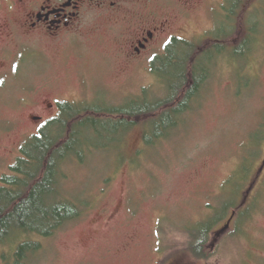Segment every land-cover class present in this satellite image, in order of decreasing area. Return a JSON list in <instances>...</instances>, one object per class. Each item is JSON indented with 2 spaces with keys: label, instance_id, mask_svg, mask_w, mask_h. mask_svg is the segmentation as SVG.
<instances>
[{
  "label": "rangeland",
  "instance_id": "1",
  "mask_svg": "<svg viewBox=\"0 0 264 264\" xmlns=\"http://www.w3.org/2000/svg\"><path fill=\"white\" fill-rule=\"evenodd\" d=\"M176 1L188 6L172 10L178 19L169 36L199 45L223 41L221 47L227 49L209 54L205 69L211 67L212 78L194 109L159 145L148 146L145 139H152L156 125L165 124L168 116L156 118L147 129L97 141L107 149L93 152L84 162H70L64 169L69 178L66 196L74 203H90L85 216L52 239L21 237L0 247V264H16L17 249L30 242L40 243L43 251L27 264H167L171 257L170 264H264V0L244 7L235 39L227 45L223 35L232 26L227 0ZM24 15L17 12L18 18ZM253 17L257 25H247ZM141 24L143 20L126 14L104 20L95 10L87 12L82 36L72 40L70 49L48 42L42 48L38 41L21 44L23 73L11 80L4 95L10 108H18L32 94L28 100L34 104L3 112L8 123L0 121V188L24 145L38 135L32 122L35 103H102L118 110L136 101L170 97L169 84L153 75L154 62L165 56L163 41L153 45L157 53H145L138 61L131 58L138 31L150 27ZM246 37L251 45L245 55H237ZM115 138L122 142H111ZM241 186L248 187L243 197ZM257 200L261 203L255 206ZM235 202L245 212L239 216L229 211L227 217ZM240 217L246 224L235 237ZM217 222L210 259L197 260L188 252L187 233Z\"/></svg>",
  "mask_w": 264,
  "mask_h": 264
},
{
  "label": "trees",
  "instance_id": "2",
  "mask_svg": "<svg viewBox=\"0 0 264 264\" xmlns=\"http://www.w3.org/2000/svg\"><path fill=\"white\" fill-rule=\"evenodd\" d=\"M252 1L254 0H227L226 14L233 27L225 28V45L235 39L237 19L241 18L244 7ZM256 18L249 19L247 25H257ZM220 43L224 44L223 41ZM222 45L178 41L168 46L165 56L157 58L153 64V75L169 84L171 95L165 100L153 102L145 99L118 110L106 108L102 104L63 106L61 117L48 123L38 136L24 145L20 159L11 168V175L3 179L0 188V247L16 242L21 237L52 239L67 226L80 221L90 203L78 204L68 199L66 187L69 178L64 169L70 162L73 165L76 161L84 162L86 156L93 152L107 149L96 145L97 141H103L112 135L123 136L139 127L147 129L150 125L154 126L153 120L161 116H164L163 119L168 116L166 123L156 125L152 139H145L146 144L154 147L155 144L169 140L171 132L176 129L178 131L180 119L194 109L205 85L212 78V69H205V62L207 58L210 61L209 54L215 50L226 52L227 49ZM240 45L236 54L245 55L244 51H248L251 42L246 37ZM163 63L168 64L167 70L160 68ZM114 118L119 121L117 124L113 122ZM112 123L115 126L109 127ZM115 139L116 141L111 142H122L120 138ZM247 189L248 187H238L239 194L243 197ZM249 195L250 193L243 200V207L248 204ZM260 203L257 200L255 206ZM229 211H236L239 216L245 212L243 208H239L238 202L229 206L227 217ZM226 220L228 219L223 224ZM218 223L187 233L191 239L188 252L197 260L210 259L208 250ZM245 224L240 217L235 237L242 232ZM42 251L40 243L23 244L17 249L14 262L27 264L31 256H37ZM161 254L164 255V251ZM173 259L171 257L167 264L172 263Z\"/></svg>",
  "mask_w": 264,
  "mask_h": 264
},
{
  "label": "flooded vegetation",
  "instance_id": "3",
  "mask_svg": "<svg viewBox=\"0 0 264 264\" xmlns=\"http://www.w3.org/2000/svg\"><path fill=\"white\" fill-rule=\"evenodd\" d=\"M185 6L188 4L176 0H0V121L7 122V111L20 112L24 106L34 104L28 100L33 99L32 94L24 101H17L18 108H10L4 95L11 88V80L23 73L18 55L22 43L38 41L42 48V44L48 42L70 49L72 40H79L82 36L83 19L87 12L96 10L104 20L126 14L136 21L143 20L141 25H150L138 31V39L133 42L131 58L138 61L145 53H157L158 50L153 47L156 42L163 41L161 50L164 54L174 42H188L178 36H169L171 25L178 19L172 10L185 11ZM17 12L19 15L25 12V18H18ZM78 47L76 45L75 48ZM9 65L11 69H8ZM66 105L74 104L66 100H55L50 104L45 102L43 105L35 103L38 110L32 122L38 125V135L48 123L61 117L62 107Z\"/></svg>",
  "mask_w": 264,
  "mask_h": 264
}]
</instances>
